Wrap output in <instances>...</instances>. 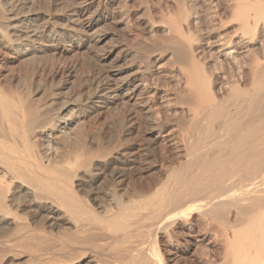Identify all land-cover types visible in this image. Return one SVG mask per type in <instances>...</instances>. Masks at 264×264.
Here are the masks:
<instances>
[{"label":"bare ground","instance_id":"6f19581e","mask_svg":"<svg viewBox=\"0 0 264 264\" xmlns=\"http://www.w3.org/2000/svg\"><path fill=\"white\" fill-rule=\"evenodd\" d=\"M174 1L178 18L145 16L150 31L167 27L156 50L174 57L178 90L154 81L158 70L146 51L121 81L97 78L89 97L95 108L121 95L141 99L151 115L143 140L163 143V153L177 159L160 185H140L126 199L114 183L104 201L81 194L77 186L91 183L86 187L95 191L109 175L127 180L144 145L132 150L120 134L104 143L101 131L72 132L77 109L53 112L51 102L0 86V264H171L185 251L183 237L201 264H264V0H210L207 18L192 11L200 0ZM9 9L0 18V43L13 49L27 51L37 39L69 31L48 33L26 11ZM215 60L229 71H218ZM159 98L167 113L155 110ZM64 224L66 239L62 230L54 233Z\"/></svg>","mask_w":264,"mask_h":264},{"label":"rangeland","instance_id":"374dc122","mask_svg":"<svg viewBox=\"0 0 264 264\" xmlns=\"http://www.w3.org/2000/svg\"><path fill=\"white\" fill-rule=\"evenodd\" d=\"M0 1L2 2L3 0ZM150 1L147 4H145V0H141V2L140 0H4L2 4L0 3L1 7L3 8L0 12V18L5 19L7 13L9 12L8 9L15 8L16 11H21L19 13V16L24 15L26 11V14L30 16L34 24L47 25L48 33H54L55 30H69L66 35L64 34L60 38L58 37L55 39H51L49 37L47 38V36H44L43 38L37 39L35 40V42L30 43V49H28L27 51H23L20 48L13 49L12 47L6 46V44L0 43V86L3 91L15 96L22 95L26 98H32L33 95L34 100H40V103L43 102L42 104L45 105L51 102L53 106H50V103L48 104V106L53 109V112L59 111L62 108L66 107L77 109V111L74 112L72 118L69 115L70 118L74 120L69 129L72 132H75L77 130V134L83 135L86 133L88 134V137H90L94 134V132L96 133L97 131H101L102 135H100L102 137V140L106 138L103 140L104 143L108 142L111 139L113 140L119 137L120 134L124 136L123 138L126 139L127 144L133 145L132 150L138 148V144L144 145L142 150H138L139 169L133 170L131 172L132 174L130 173V176L127 180L120 181V178H112L109 175L105 182V185H103L105 187L98 188L97 190L96 188H94L95 191L93 189L92 191H89L87 189L88 185H90L91 183H87V187L84 185L77 186V189H79V191H84L82 193L80 192L81 194L84 195L86 193L87 195L93 197L94 195H96L95 193H97L100 197L99 199L102 201H104V199L108 197L107 192H109L110 188H112V185L114 184V187L116 186L117 190H119V194L125 199L128 198L127 195L130 193V191L140 185H145L148 187L153 185H160L163 181L166 180V170L173 166V164L175 165L177 162V159H175L174 156L168 157L163 153V143H155L152 141L150 142L147 140H143V138L148 137L147 129L150 125L149 121L151 120V115L143 108L140 103L141 99L136 97V95L133 97L129 95H121L115 98L110 103L102 104L101 106L103 107L101 108L93 107V100L92 98L89 99L90 94H92L95 90L97 78V82L100 81L101 78L104 81L107 77L112 75L116 82L121 81L128 75V73L130 74L132 71L137 70L138 66H141L147 52L152 53L151 60L152 63H154L152 65H156V67L152 66L154 70L157 69L158 72L160 71L159 73L156 72V74L154 75V81L158 82V85H160L164 89H169L170 87V91L173 90V92H175L174 90L177 88L176 78L178 76V72L177 70H175L176 62L174 61V57L168 52L162 53L156 50V48H158L160 45H163L162 41L165 42L166 36L168 34L167 27L165 26V24H160L155 30L150 31L149 25H147L146 22L149 12L151 13V16H153L157 20H160L161 17L162 19H173L172 17L174 16L178 18L179 10L178 8H176L178 6L175 5L176 1H174L173 3V0ZM202 1L203 0H200L198 4L199 6L196 5L197 7L195 6V8H192L194 6L190 5L189 8L191 7L193 9V13L198 12L199 14H202V16H205L207 13V18L209 17L208 14H210L209 11H211L212 7L214 6H212V3L210 7V0H204L203 2ZM204 2L206 3L205 5ZM5 4H7L8 6ZM22 5H25L26 7H23ZM146 5H148V7ZM150 9L152 11H150ZM214 9L215 8H213V10ZM3 10H5V12ZM176 13L178 14V17L176 16ZM146 14L147 16H145ZM4 19H0L1 26L6 25ZM2 21L5 24L2 23ZM42 21H44L45 23ZM79 25H81L80 28ZM163 26H165L164 29ZM192 32L196 33V29ZM197 32L199 33H197L196 36L200 34V31ZM40 40L42 42H39ZM152 40L154 43L152 42ZM154 40L158 43L156 44ZM33 43L34 45H32ZM50 43L52 44L50 45ZM138 55L139 57H137ZM215 61L217 63H215V65L217 66V70L220 72H223L221 70H226V68L228 67H226L225 65L226 68L222 67L221 69L222 65L218 63L217 60ZM170 64H172V66ZM109 65L112 66L113 69ZM133 66L134 68H132V70L128 69V67ZM228 68L227 70L229 71ZM104 74H107L108 76ZM124 74L125 77L123 76ZM138 74L141 75L142 73ZM99 75H101L100 78ZM156 75L157 77H155ZM118 77L121 79L119 80ZM158 77L160 78L158 79ZM157 102L159 105V109L155 108V110H161L162 112L167 113V105H162L160 98L157 100ZM80 107H82V109ZM79 116L81 117L79 118ZM134 117L136 118L134 119ZM130 122L134 123L129 124ZM83 123L85 124L83 125ZM86 134L84 136H86ZM92 185L94 187L96 186V184ZM118 185L122 189L118 187ZM81 188L83 190H81ZM100 195H102L103 197ZM22 211L26 212L29 211V209L27 210L26 208ZM58 215L61 216L62 213L58 212V214H55V217L59 218ZM45 219L46 221H48L50 217ZM45 219L43 221H45ZM43 221L41 220V222ZM41 222L36 221L33 223L41 224ZM36 226V224H32L31 228H35ZM64 226L67 230H65ZM64 226L62 225L61 227H59V230L56 227V230L54 229V233L58 231L55 234L59 235V232H61L62 230L63 233L61 232V235L63 234L62 236L66 239L69 235L64 233V231H71L67 228L69 227V224H64ZM1 232V235L6 233ZM64 234H66L67 236H64ZM181 239L182 242L184 241L183 244L185 245V251H181L175 255H172L170 263L201 264L202 260L200 254L194 252L193 246L189 247V244L186 243L184 237ZM213 251V253L218 254L215 249ZM112 258L116 259L114 257ZM89 259L90 258H87L85 259V261ZM111 261L113 260L111 259Z\"/></svg>","mask_w":264,"mask_h":264}]
</instances>
